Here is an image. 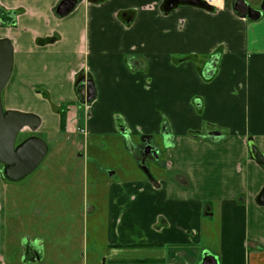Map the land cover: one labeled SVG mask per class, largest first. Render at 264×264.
<instances>
[{"label": "crops", "instance_id": "crops-1", "mask_svg": "<svg viewBox=\"0 0 264 264\" xmlns=\"http://www.w3.org/2000/svg\"><path fill=\"white\" fill-rule=\"evenodd\" d=\"M63 1L0 0V39L14 48L2 105L5 93L37 115L41 139L80 132L123 143L132 176L115 172L108 186L105 257L198 264L204 243L218 264H264V164L251 154L253 145L264 158V15L239 16L235 0L209 10L73 0L61 16ZM137 140L158 158H135ZM3 168L0 264H9L16 188Z\"/></svg>", "mask_w": 264, "mask_h": 264}, {"label": "rangeland", "instance_id": "rangeland-1", "mask_svg": "<svg viewBox=\"0 0 264 264\" xmlns=\"http://www.w3.org/2000/svg\"><path fill=\"white\" fill-rule=\"evenodd\" d=\"M250 1L257 6L261 0ZM3 108L27 113L21 104L7 100L5 93ZM32 134L42 137L25 129L19 141ZM43 139L50 149L45 160L32 174L13 185L16 189L10 215L9 264H112L105 257L106 193L115 172L121 179L131 178L133 158L128 153L124 154L126 158L119 154L124 145L115 138L85 140L79 132L75 138L61 134L53 141ZM136 142L135 158L142 156L138 146L143 143ZM163 162L162 157L155 163L162 166ZM147 163L152 164L149 160ZM122 170L128 172L121 175ZM200 250L202 258L198 264L205 254L213 255L217 248L203 243ZM36 254L38 259L33 258ZM183 260L163 261L185 264Z\"/></svg>", "mask_w": 264, "mask_h": 264}, {"label": "water", "instance_id": "water-1", "mask_svg": "<svg viewBox=\"0 0 264 264\" xmlns=\"http://www.w3.org/2000/svg\"><path fill=\"white\" fill-rule=\"evenodd\" d=\"M176 3L197 6L205 9L212 7L203 0H176ZM173 5L171 4V7ZM75 8V1L64 0L57 9L61 16H66ZM233 9L236 14L252 21H258L264 15V0L260 10L253 9L246 0H235ZM14 64V48L9 40L0 39V164L4 166L3 176L12 181L19 182L32 174L45 160L48 154L47 143L39 137L31 136L18 143L20 133L25 129L32 132L38 130L41 120L37 115L17 111H5L2 105V93L5 90ZM87 102L95 98V87L92 81L85 84L82 91ZM145 147L144 156L152 155L158 158V150ZM251 154L264 164V158L255 146H251ZM146 173L149 172L146 170ZM259 204L264 206V189L259 196ZM201 264H218L215 257L205 255Z\"/></svg>", "mask_w": 264, "mask_h": 264}, {"label": "trees", "instance_id": "trees-1", "mask_svg": "<svg viewBox=\"0 0 264 264\" xmlns=\"http://www.w3.org/2000/svg\"><path fill=\"white\" fill-rule=\"evenodd\" d=\"M64 129H65V114L63 113L61 116V130L64 131ZM112 264H165V263L163 260L144 259V260H129V261L117 260L112 262Z\"/></svg>", "mask_w": 264, "mask_h": 264}, {"label": "flooded vegetation", "instance_id": "flooded-vegetation-1", "mask_svg": "<svg viewBox=\"0 0 264 264\" xmlns=\"http://www.w3.org/2000/svg\"><path fill=\"white\" fill-rule=\"evenodd\" d=\"M248 3H249V5L253 8V9H256V10H260L261 9V5H262V2H263V0H261L260 1V3L257 5V6H255L254 7V5L251 3V1L250 0H246ZM177 1L176 0H169V4H173V3H176ZM144 151H145V148H144ZM153 153V150H151V154ZM143 156H144V152H142L141 153ZM150 157L151 158H154L152 155H150ZM141 158H142V156H141ZM140 158V159H141Z\"/></svg>", "mask_w": 264, "mask_h": 264}, {"label": "built area", "instance_id": "built-area-1", "mask_svg": "<svg viewBox=\"0 0 264 264\" xmlns=\"http://www.w3.org/2000/svg\"><path fill=\"white\" fill-rule=\"evenodd\" d=\"M209 5L214 6V7H218L219 5H217L219 3L220 0H205ZM222 2V0H221Z\"/></svg>", "mask_w": 264, "mask_h": 264}, {"label": "bare ground", "instance_id": "bare-ground-1", "mask_svg": "<svg viewBox=\"0 0 264 264\" xmlns=\"http://www.w3.org/2000/svg\"><path fill=\"white\" fill-rule=\"evenodd\" d=\"M203 1H205V0H203ZM210 1V0H209ZM206 2V1H205ZM218 5V4H217ZM211 6V5H210ZM211 7H213V6H211Z\"/></svg>", "mask_w": 264, "mask_h": 264}]
</instances>
